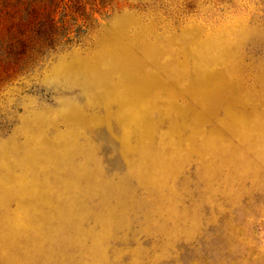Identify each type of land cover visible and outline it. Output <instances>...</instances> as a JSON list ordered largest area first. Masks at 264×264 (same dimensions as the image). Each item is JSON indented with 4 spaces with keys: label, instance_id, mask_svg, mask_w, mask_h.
Instances as JSON below:
<instances>
[{
    "label": "rangeland",
    "instance_id": "obj_1",
    "mask_svg": "<svg viewBox=\"0 0 264 264\" xmlns=\"http://www.w3.org/2000/svg\"><path fill=\"white\" fill-rule=\"evenodd\" d=\"M0 264H264V0H0Z\"/></svg>",
    "mask_w": 264,
    "mask_h": 264
}]
</instances>
